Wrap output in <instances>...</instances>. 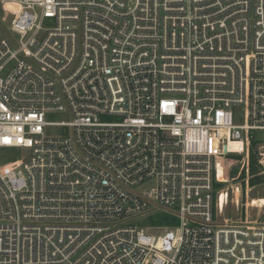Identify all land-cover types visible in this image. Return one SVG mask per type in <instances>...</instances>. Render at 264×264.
<instances>
[{
	"label": "built area",
	"instance_id": "2783aa9c",
	"mask_svg": "<svg viewBox=\"0 0 264 264\" xmlns=\"http://www.w3.org/2000/svg\"><path fill=\"white\" fill-rule=\"evenodd\" d=\"M6 15L0 150L26 153L0 164V264H264V204L220 218L253 148L264 174V0H0Z\"/></svg>",
	"mask_w": 264,
	"mask_h": 264
},
{
	"label": "rangeland",
	"instance_id": "374dc122",
	"mask_svg": "<svg viewBox=\"0 0 264 264\" xmlns=\"http://www.w3.org/2000/svg\"><path fill=\"white\" fill-rule=\"evenodd\" d=\"M8 8L12 7L8 6ZM12 19V15L0 17L5 31H9ZM57 118L59 121L68 120L65 116ZM57 132L58 130H52L49 134H56ZM5 153H7L10 158H7ZM25 153L26 151L24 150H8L6 152L0 150V164L11 160H22V158L25 157ZM223 193L226 195H224L225 205L223 207L222 217L220 218H227L231 222L245 221L246 219L253 220L259 214V210L254 206L251 207L250 204L253 199L264 198V185L253 188L248 186L247 188L242 182V178L239 177L237 180L225 183ZM168 222L173 223L172 221Z\"/></svg>",
	"mask_w": 264,
	"mask_h": 264
},
{
	"label": "trees",
	"instance_id": "16d2710c",
	"mask_svg": "<svg viewBox=\"0 0 264 264\" xmlns=\"http://www.w3.org/2000/svg\"><path fill=\"white\" fill-rule=\"evenodd\" d=\"M236 174V171H232L231 175L234 176ZM242 179L244 176L241 177ZM249 187L253 188L259 185H264V174L263 169L257 162V157L254 152V148L252 149L250 153V159H249V180H248ZM156 218H159L156 223L159 225H165L168 223L167 216L165 215H158Z\"/></svg>",
	"mask_w": 264,
	"mask_h": 264
},
{
	"label": "bare ground",
	"instance_id": "6f19581e",
	"mask_svg": "<svg viewBox=\"0 0 264 264\" xmlns=\"http://www.w3.org/2000/svg\"><path fill=\"white\" fill-rule=\"evenodd\" d=\"M222 178L224 179L225 177ZM251 202V206H257L259 203L264 204V198L253 199Z\"/></svg>",
	"mask_w": 264,
	"mask_h": 264
}]
</instances>
